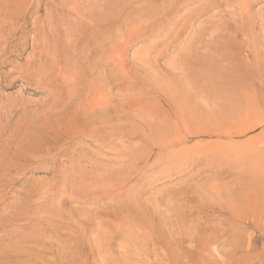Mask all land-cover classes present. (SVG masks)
Here are the masks:
<instances>
[{
    "label": "rangeland",
    "instance_id": "rangeland-1",
    "mask_svg": "<svg viewBox=\"0 0 264 264\" xmlns=\"http://www.w3.org/2000/svg\"><path fill=\"white\" fill-rule=\"evenodd\" d=\"M263 26L264 0H0V264H264Z\"/></svg>",
    "mask_w": 264,
    "mask_h": 264
},
{
    "label": "bare ground",
    "instance_id": "bare-ground-1",
    "mask_svg": "<svg viewBox=\"0 0 264 264\" xmlns=\"http://www.w3.org/2000/svg\"><path fill=\"white\" fill-rule=\"evenodd\" d=\"M72 6V5H71ZM249 10V9H248ZM79 14V13H78ZM248 14V13H247ZM250 14V13H249ZM82 15H83V13H82ZM81 16V15H80ZM84 17V16H83ZM82 19V18H81ZM139 27V26H138ZM264 27V26H263ZM134 30V29H133ZM129 32V31H128ZM127 32V33H128ZM125 45H126V43H125ZM122 52H123V50H122ZM123 60V59H122ZM157 61V60H156ZM123 62V61H122ZM125 66V65H124ZM129 91V90H128ZM94 96V95H93ZM209 96H208V101L207 100H205L206 101V103H208L209 102ZM87 102V101H86ZM103 102L101 101V99L100 98H98L97 97V95L96 96H94V97H91L89 100H88V109L90 110V111H94V110H97L98 108H104L106 105H103L102 104ZM105 104V103H104ZM86 106V105H85ZM102 106H104V107H102ZM101 108H100V110H101ZM87 110V109H86ZM88 111V110H87ZM144 205H146L145 204V202H144ZM148 208V209H147ZM144 210H143V212H142V214H145L146 216H147V218H146V222H147V228H152V231L153 232H156V233H158V232H160L161 233V230L162 229H164L165 228V226H166V224H168L166 221L165 222H163L162 220V218H161V215H157V214H152L153 213V210H152V212H150L149 211V207H146V208H143ZM130 213H132L131 214V216H134L135 214L133 213V211H130ZM131 222V221H130ZM129 222V225L131 224ZM127 224H128V221H125V220H122V219H119L118 220V225H119V228L120 229H122L124 226H127ZM134 225H136L135 223H134ZM134 227H136V226H134ZM118 228V227H117ZM162 228V229H161Z\"/></svg>",
    "mask_w": 264,
    "mask_h": 264
},
{
    "label": "crops",
    "instance_id": "crops-1",
    "mask_svg": "<svg viewBox=\"0 0 264 264\" xmlns=\"http://www.w3.org/2000/svg\"><path fill=\"white\" fill-rule=\"evenodd\" d=\"M242 100H243V99H242ZM260 117H261V119H263V121H264V108L261 109Z\"/></svg>",
    "mask_w": 264,
    "mask_h": 264
}]
</instances>
